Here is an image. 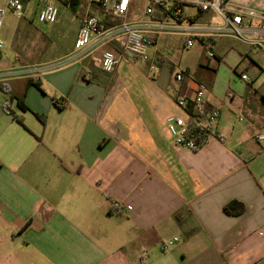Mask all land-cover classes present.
Instances as JSON below:
<instances>
[{
  "label": "crops",
  "instance_id": "crops-1",
  "mask_svg": "<svg viewBox=\"0 0 264 264\" xmlns=\"http://www.w3.org/2000/svg\"><path fill=\"white\" fill-rule=\"evenodd\" d=\"M86 2L76 39L83 16L100 11ZM146 5L128 20L145 19ZM22 27L38 41L2 61L17 74L0 80V264H264V89L232 81L244 64L261 66L255 48L221 38L209 58L195 42L208 62L184 68L186 87L207 84L221 116L218 136L194 152L167 131L166 119L184 113L159 54L162 36L186 48L185 37L162 35L146 59L107 73L100 59L118 45L46 61L47 35Z\"/></svg>",
  "mask_w": 264,
  "mask_h": 264
},
{
  "label": "built area",
  "instance_id": "built-area-1",
  "mask_svg": "<svg viewBox=\"0 0 264 264\" xmlns=\"http://www.w3.org/2000/svg\"><path fill=\"white\" fill-rule=\"evenodd\" d=\"M27 1L30 0H0V80L17 74L14 70L3 68L6 42L1 33L5 19L9 13L23 17ZM55 1L40 0V22L53 24L57 21L59 10ZM132 1L90 0L101 5L104 15L121 22L106 26L99 17L85 14L75 42L76 54L93 47L118 45L120 52L104 50L100 59L102 70L112 73L122 60L136 63L146 59L150 47L162 35L185 37L186 48H192L196 41H204L209 58L216 57L213 43L221 38L238 40L264 53V8L244 7L229 0H147L146 18L129 21ZM186 8H192L196 13L190 14ZM75 55L73 58H76ZM192 76L188 69L182 67L175 74V103L184 114L169 116L166 128L175 146L196 152L218 136L216 126L221 111L209 104V87L204 82H197L194 90H188L185 82ZM241 79L249 83L253 81L248 75H241ZM257 139L263 141L264 133L259 134ZM113 205L120 207L118 201H114ZM259 234L264 235V229ZM178 240L175 237L166 241L163 249H170Z\"/></svg>",
  "mask_w": 264,
  "mask_h": 264
},
{
  "label": "rangeland",
  "instance_id": "rangeland-1",
  "mask_svg": "<svg viewBox=\"0 0 264 264\" xmlns=\"http://www.w3.org/2000/svg\"><path fill=\"white\" fill-rule=\"evenodd\" d=\"M55 2L58 6L59 14L57 21L53 24L42 23L39 21L38 11L41 6L40 0H30L26 2L25 16L23 18L12 13L7 15L1 33L6 41L5 59L15 60L16 54L19 53V47L30 46L37 43V37H33L30 33L23 31L24 28L22 27V21L25 20L32 22L37 33L47 35L50 40L49 46L46 47L41 56L44 60L48 61L51 58L62 56L73 50L76 42V25L80 21L81 13L86 10L88 2L84 0L74 8L68 5L67 0H56ZM144 4L145 0H135L130 9V19L132 18L131 15L139 17L143 14ZM186 10L189 12H195L192 8H186ZM95 14L97 17L102 15L100 11H96ZM184 41V38L177 36H162V38H160L159 54L166 59V64L169 63L170 66H172V71L169 70V77L171 78L170 81L173 90L177 87L174 77L180 70V67H187L193 72L197 71L201 66L208 62L206 57L200 54L202 51L200 43L197 42L194 47L186 49L183 47ZM228 42L234 45L235 50L238 51V47L240 46L238 42ZM253 51L255 54L253 58L263 66V70L258 64H252L251 67L244 64L243 67L238 69L235 78L232 81L234 85H240V83H243L240 74L244 71L245 67H248L244 72L253 80L250 84L254 85L257 89H264V55L255 49ZM213 64L214 63L211 65L214 66Z\"/></svg>",
  "mask_w": 264,
  "mask_h": 264
},
{
  "label": "trees",
  "instance_id": "trees-1",
  "mask_svg": "<svg viewBox=\"0 0 264 264\" xmlns=\"http://www.w3.org/2000/svg\"><path fill=\"white\" fill-rule=\"evenodd\" d=\"M61 1V0H59ZM68 1V4L71 5L72 8H74L75 6L81 4L84 0H67ZM66 2V1H65ZM67 3V2H66ZM94 8L97 9V10H101V5L98 4V3H94ZM121 22V20L119 19H111L109 16L105 15L104 19H103V23L106 25V26H111V25H116V24H119ZM230 206L226 207L225 210L227 212H230Z\"/></svg>",
  "mask_w": 264,
  "mask_h": 264
}]
</instances>
